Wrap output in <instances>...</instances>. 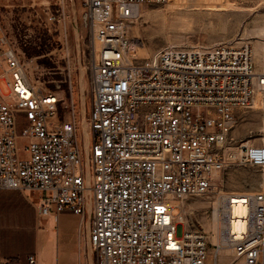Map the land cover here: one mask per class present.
Listing matches in <instances>:
<instances>
[{
	"label": "built area",
	"instance_id": "1",
	"mask_svg": "<svg viewBox=\"0 0 264 264\" xmlns=\"http://www.w3.org/2000/svg\"><path fill=\"white\" fill-rule=\"evenodd\" d=\"M167 2L85 0L89 147L81 120L61 116L63 99L34 80L35 60H23L0 29V191L26 196L43 220L80 217L96 264H264V185L222 196L219 235L185 227L181 214L228 168L256 169L264 184V139L232 137L264 73L248 44L164 48L132 65L138 9ZM237 201L246 215L235 219Z\"/></svg>",
	"mask_w": 264,
	"mask_h": 264
},
{
	"label": "rangeland",
	"instance_id": "2",
	"mask_svg": "<svg viewBox=\"0 0 264 264\" xmlns=\"http://www.w3.org/2000/svg\"><path fill=\"white\" fill-rule=\"evenodd\" d=\"M84 6L85 0H0L1 32L23 60H35L36 65L32 64L37 69L32 75L34 80L40 81L45 91L63 98L61 116L75 113L82 124L83 102L87 119L91 114L87 74L91 35ZM187 13L190 25L179 23L180 17ZM162 15L167 21L160 20ZM130 37L136 50L131 55L132 65H143L159 51L170 47L210 50L217 45L241 43L240 46L248 44L253 49L264 37V0H169L163 5L144 6L132 21ZM256 70L264 72L260 65H256ZM1 87L7 93L3 83ZM263 113L264 110L251 108L236 112L232 137L236 141L259 142L263 134ZM25 145V142L20 143L21 156L26 159ZM262 183L263 175L256 169L228 168L216 178L214 191L207 196L209 200L206 196L197 197L182 205L185 227L204 229L203 218H212L214 208L211 205L189 208L188 205L197 201L211 203L215 198L221 200L222 196L257 193ZM221 203L223 206V201ZM179 212L176 209L174 215ZM70 226L74 230V226ZM79 227V224L75 226L77 230ZM15 244L24 246V242ZM26 244H30L28 239ZM88 249L86 245V254Z\"/></svg>",
	"mask_w": 264,
	"mask_h": 264
},
{
	"label": "crops",
	"instance_id": "3",
	"mask_svg": "<svg viewBox=\"0 0 264 264\" xmlns=\"http://www.w3.org/2000/svg\"><path fill=\"white\" fill-rule=\"evenodd\" d=\"M34 209L20 192L0 191V264H31L30 257L36 264H90L80 217L64 214L38 221ZM17 241L24 246L17 247Z\"/></svg>",
	"mask_w": 264,
	"mask_h": 264
},
{
	"label": "bare ground",
	"instance_id": "4",
	"mask_svg": "<svg viewBox=\"0 0 264 264\" xmlns=\"http://www.w3.org/2000/svg\"><path fill=\"white\" fill-rule=\"evenodd\" d=\"M168 2H169V0H168ZM143 7L144 6H142L138 9V10H140V13H141V8H143ZM160 17H161L160 18L161 21H167L166 16L162 15ZM178 22L181 24L190 25L191 21H190L189 13L183 14L180 17V20ZM131 24H132V22H131ZM240 44L241 43H237L238 46H235V47H240ZM130 49L133 51V52L131 51L132 52L131 55H134L136 50H135V46H133L132 43L130 44ZM252 51H253V55H254L255 64L258 66L260 65L261 68L264 69V37H263V39L259 40V42H257L256 44L253 45ZM258 73H264V72L258 71ZM250 108L253 110H264V88H261L258 86L255 87L253 101H252ZM81 113L83 115L82 119L84 118L82 125L84 128L83 130H84V134H85V138H86V143H87V147H89V127L87 125V121L85 118V115L87 114V108H86L85 102H83ZM263 120H264V118H263ZM262 131H263V134H262L261 138L264 139V126L262 128ZM218 175L219 174H217L215 176V181H216V178L218 177ZM263 185L264 184L262 183L261 186H263ZM236 198H240V196L238 195V196H236ZM206 199H208V197H206ZM222 201L224 202V200H222V199L220 200L218 198H215V201L211 202V203L210 202L208 203V202L197 201L193 204L188 205L189 208H193L194 206H198V205L204 206V207L210 206V205L214 206L212 218H208V217L203 218L204 229L209 233H213V235H215V234L219 235L221 228H222V214H223L221 211V209L223 208L222 203H221ZM225 202H226V200H225ZM237 202H239V204L235 205L234 209H233V217L235 219L236 218H242L246 215V211H245L244 207L242 206L241 201H237ZM182 204L184 205L185 203H182ZM239 228H240V224L235 222L234 223V230L238 231ZM230 254H231V250L225 249L221 254L222 260L229 263L230 257L228 255H230ZM87 256H88L90 264H95L94 252L90 247L88 249Z\"/></svg>",
	"mask_w": 264,
	"mask_h": 264
},
{
	"label": "water",
	"instance_id": "5",
	"mask_svg": "<svg viewBox=\"0 0 264 264\" xmlns=\"http://www.w3.org/2000/svg\"><path fill=\"white\" fill-rule=\"evenodd\" d=\"M89 247V246H88Z\"/></svg>",
	"mask_w": 264,
	"mask_h": 264
}]
</instances>
